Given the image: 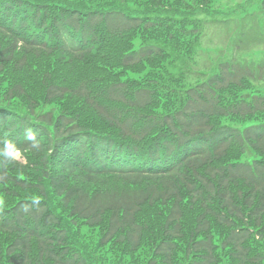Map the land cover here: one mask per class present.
I'll list each match as a JSON object with an SVG mask.
<instances>
[{"label": "trees", "instance_id": "1", "mask_svg": "<svg viewBox=\"0 0 264 264\" xmlns=\"http://www.w3.org/2000/svg\"><path fill=\"white\" fill-rule=\"evenodd\" d=\"M73 3L74 7L64 0H0V34L14 44L0 51V58L5 57L2 64L16 62L21 67L26 63L11 55L18 46H23L25 55H49L57 48L81 61L86 54L104 49L99 57L105 60L110 54L107 47L112 46L119 53L120 66L126 68L149 67L160 61L162 51L145 43L137 29L142 17L130 18L111 8L85 12L79 8L85 0ZM50 4L58 8L51 10ZM149 18L142 32L151 39ZM197 34L195 28L194 33L167 39L190 43ZM136 41L143 43L137 46ZM177 50L173 46L170 52ZM263 83L264 61L253 66L235 60H219L186 94L172 90L168 98L167 90H161L174 83L166 81L162 71L145 70L141 79L129 82L110 81L101 96L91 91L87 81L73 85L47 82L43 89L46 102L76 97L87 112L92 110L116 133L92 128L72 111L61 115L42 109L38 114L35 105L20 109L10 101L16 94L24 95L23 88L8 86L0 96V150L4 141H12L34 161L29 164H38L35 170L40 177L29 180L13 173H24L29 166L17 160L6 163L0 157V184L33 188L37 194L0 211V263L87 264L67 225L73 218L88 226L104 224L100 244L117 242L136 251L146 232L139 219L143 207L161 203L169 206L147 264H262ZM231 88H236L237 100L227 104L222 93ZM166 104V110L157 108ZM147 109L149 114L143 112ZM225 117L248 118L249 122L240 129L220 122ZM28 130L35 133L39 150L29 147L33 142L26 138ZM233 147L253 152L252 158L225 163ZM63 149L73 150L74 157L66 158L61 170L55 171L52 164ZM173 156L178 158L170 164L158 162ZM116 161L126 166L121 168ZM78 171L84 174L82 183L102 188L90 192L82 184H71L69 176ZM105 174L121 179L107 186L100 177ZM48 194L60 199L59 208L67 210V216L50 206ZM184 198L199 205L192 234L187 237L182 225Z\"/></svg>", "mask_w": 264, "mask_h": 264}, {"label": "rangeland", "instance_id": "2", "mask_svg": "<svg viewBox=\"0 0 264 264\" xmlns=\"http://www.w3.org/2000/svg\"><path fill=\"white\" fill-rule=\"evenodd\" d=\"M68 5L74 7L75 0H64ZM96 2V4H93ZM95 7L101 10L108 8L119 9L127 14L142 17L138 30L145 43L155 45L162 54L160 61L149 67L136 65L126 68L119 64L118 51L109 46V58L101 59L99 55L103 53H93L85 55L83 60H77L71 54L55 48L49 55L35 56L33 54H23V46H18L12 50L11 55L16 58L22 57L26 63L21 64L11 62L2 64L4 56L0 58V96L8 86L17 84L23 88L24 95H18L10 103L20 109L26 110L27 106L35 105V111L40 114L42 109H50L55 114L79 115L83 122L92 128L116 133L117 130L109 127L107 123L99 120L92 110L85 109L82 101L76 97H65L48 103L43 96V89L47 82L53 81L60 84L73 85L77 82L87 81L96 93L103 94V88L110 81H124L141 79V73L150 70L152 73L163 72L165 80L174 83V86L166 87L161 91H166L165 98L170 97L172 90L186 94L187 91L202 81L206 75L215 68L219 60H235L249 65H257L264 61V10L262 0H85V5L79 7L83 11H91ZM168 14L171 16H186L194 20L197 29V36L190 43L169 42L165 36H160V31L156 26H152V36L149 37L142 32V25L147 21L148 16ZM136 32V33H139ZM143 42L136 41L135 45ZM12 40L0 34V51L12 49ZM58 45V41H57ZM175 46L178 50L170 52ZM163 51L165 53H163ZM170 52V53H169ZM1 55V52H0ZM161 63L163 66H161ZM264 86V83H263ZM172 88V89H171ZM236 88H231L222 93V99L227 104L237 100ZM169 104L160 105L157 108L166 110ZM149 114V109L143 111ZM70 115V114H69ZM129 115V114H127ZM225 125L243 128L249 122L248 118H222L220 120ZM67 156V157H66ZM253 152L247 150L242 152L239 148L233 147L227 154L224 162L235 160H249ZM27 152H22V156L17 161L28 165L29 168L21 173L19 170L12 172L35 180L40 177V173L35 169L40 167L33 160H29ZM73 156V150L67 153L58 154L53 162L55 171H60L62 161ZM50 165V163H49ZM36 166V168H35ZM82 172V171H81ZM76 172L69 176L70 183L82 184L90 192L102 188L98 184L82 183L84 174ZM107 181V186L116 184L120 177L105 174L100 176ZM37 197L33 188L20 189L13 184H0V200H3V208H9L12 204L24 198ZM50 206L64 216L68 215L67 210L59 208V200L52 194L46 197ZM168 204L145 205L139 216L140 223L146 226L142 246L130 252L123 245L111 242L106 245L100 244V236L104 229V224L100 226H88L84 221L73 218V223L67 221L70 227L72 239L77 247L85 255L87 264H147L151 255V247L158 243L160 237L161 223L168 210ZM199 213V205L191 204L184 198L182 225L184 237L192 234L196 216ZM183 250V249H182ZM181 250V253H182ZM5 261L3 260V264ZM264 264V262L262 263Z\"/></svg>", "mask_w": 264, "mask_h": 264}, {"label": "clouds", "instance_id": "3", "mask_svg": "<svg viewBox=\"0 0 264 264\" xmlns=\"http://www.w3.org/2000/svg\"><path fill=\"white\" fill-rule=\"evenodd\" d=\"M26 138L33 143L29 146L34 150L40 149V144L36 141L35 133L28 130L26 133ZM22 156V150L10 140L4 141V148L0 150V157L3 158V161L6 163H12ZM3 200H0V207H3Z\"/></svg>", "mask_w": 264, "mask_h": 264}]
</instances>
